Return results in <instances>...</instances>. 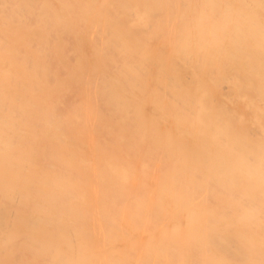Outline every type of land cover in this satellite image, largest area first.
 I'll list each match as a JSON object with an SVG mask.
<instances>
[{
	"label": "bare ground",
	"instance_id": "1",
	"mask_svg": "<svg viewBox=\"0 0 264 264\" xmlns=\"http://www.w3.org/2000/svg\"><path fill=\"white\" fill-rule=\"evenodd\" d=\"M0 264H264V0H0Z\"/></svg>",
	"mask_w": 264,
	"mask_h": 264
}]
</instances>
